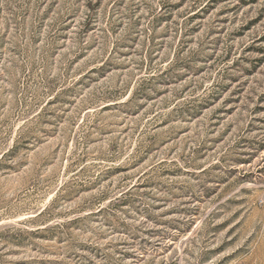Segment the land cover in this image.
I'll return each mask as SVG.
<instances>
[{
  "label": "rangeland",
  "instance_id": "rangeland-1",
  "mask_svg": "<svg viewBox=\"0 0 264 264\" xmlns=\"http://www.w3.org/2000/svg\"><path fill=\"white\" fill-rule=\"evenodd\" d=\"M0 264H264V0H0Z\"/></svg>",
  "mask_w": 264,
  "mask_h": 264
}]
</instances>
